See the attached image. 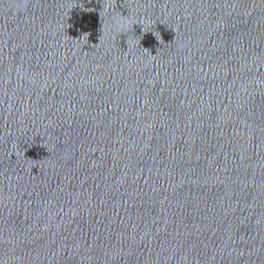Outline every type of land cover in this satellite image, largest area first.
Listing matches in <instances>:
<instances>
[{"label": "water", "instance_id": "95a60500", "mask_svg": "<svg viewBox=\"0 0 264 264\" xmlns=\"http://www.w3.org/2000/svg\"><path fill=\"white\" fill-rule=\"evenodd\" d=\"M0 264H264V0H0Z\"/></svg>", "mask_w": 264, "mask_h": 264}]
</instances>
